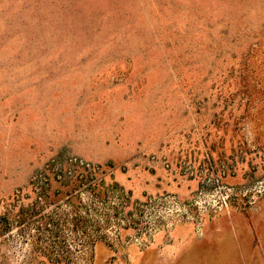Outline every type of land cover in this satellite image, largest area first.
<instances>
[{
    "label": "rangeland",
    "instance_id": "374dc122",
    "mask_svg": "<svg viewBox=\"0 0 264 264\" xmlns=\"http://www.w3.org/2000/svg\"><path fill=\"white\" fill-rule=\"evenodd\" d=\"M149 96L168 100L182 128L195 131L203 160L185 157L178 173L197 188L188 197H136L116 183L111 164L64 148L0 202V264H94L98 244L112 261L129 264L130 249L144 251L160 238L155 247L162 253L179 225H193L180 222L169 240L158 235L140 247L133 235L154 229L139 227L136 215L118 236L131 214L107 189L138 200L160 194L185 200L212 176L240 187L264 177V0H0V106L46 100L68 107L57 116L70 134L94 123V115L81 122L79 110L94 98ZM246 162L250 178L232 182ZM263 198L252 206L232 201L205 220L204 230L232 208L256 210ZM153 215L147 211L146 218Z\"/></svg>",
    "mask_w": 264,
    "mask_h": 264
},
{
    "label": "crops",
    "instance_id": "0c3cea01",
    "mask_svg": "<svg viewBox=\"0 0 264 264\" xmlns=\"http://www.w3.org/2000/svg\"><path fill=\"white\" fill-rule=\"evenodd\" d=\"M32 102L18 108L0 106V202L64 148L87 160L111 164L116 183L136 197L164 192L188 197L197 188L196 180L178 173V162L203 160L202 146L193 142L195 131L182 128L174 118V107L164 97L94 98L79 108L81 122L94 115V123L83 122L70 134L57 116L62 110L67 115L68 107ZM77 105L73 112H78ZM251 164L258 170L257 160ZM251 174L250 164L241 163L231 180L243 182ZM161 242L159 238L156 244ZM155 246L141 252L130 249L129 264H264V198L254 211L232 208L207 221L201 238L195 237L191 225L183 224L162 253ZM111 257L103 244L96 246L94 264H126Z\"/></svg>",
    "mask_w": 264,
    "mask_h": 264
},
{
    "label": "built area",
    "instance_id": "2783aa9c",
    "mask_svg": "<svg viewBox=\"0 0 264 264\" xmlns=\"http://www.w3.org/2000/svg\"><path fill=\"white\" fill-rule=\"evenodd\" d=\"M79 165L84 166L88 171L91 169L90 165L83 162H80ZM39 183L43 184V181ZM107 192L109 197L123 200L127 206L126 214H131L128 218L125 215L126 223L122 222L119 225L118 236L121 234V229L131 225V218L136 215H139V220H141L138 224L139 227L145 228L146 226L154 229L153 233L149 230L144 233L141 232L139 235H133L135 243L145 248L153 243L155 236L161 235L169 240L175 225L185 221L193 225L194 232L198 237H202L205 220L228 209L232 201L240 202L245 206H252L260 197L264 196V177L247 187H240L225 184L217 177L212 176L202 181L198 189L185 200L172 194L147 196L138 200L133 199L127 191L118 188H109ZM147 211L154 212L151 220L146 218ZM109 222L114 227L115 217L113 213L109 216ZM99 224L101 225L100 231H102L105 221L101 219Z\"/></svg>",
    "mask_w": 264,
    "mask_h": 264
}]
</instances>
